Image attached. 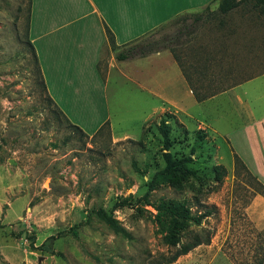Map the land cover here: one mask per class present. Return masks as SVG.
Here are the masks:
<instances>
[{
    "label": "rangeland",
    "instance_id": "obj_1",
    "mask_svg": "<svg viewBox=\"0 0 264 264\" xmlns=\"http://www.w3.org/2000/svg\"><path fill=\"white\" fill-rule=\"evenodd\" d=\"M209 8L201 21L170 22L138 42L173 43L184 68L196 72L200 92L264 74L261 6L244 0L225 14ZM28 14L29 0H0V264H159L160 255L175 250L165 241L172 226L169 200L186 202L192 215L212 210L182 230L183 241L194 230L210 242L170 264H264V223L256 214L260 184L235 163L244 146H232L223 132L238 126L240 106L225 95L215 113L211 103L193 107L200 118L181 111L178 117L174 108L146 117L133 110L139 90L145 91L114 70L107 100L94 86L73 101L54 99L80 131L42 90ZM108 53L106 47L104 74ZM165 115L171 151L191 156L197 175L174 174L150 188L165 166L158 129ZM207 116L223 135L211 126L198 130ZM216 164L227 169L221 182L214 178Z\"/></svg>",
    "mask_w": 264,
    "mask_h": 264
},
{
    "label": "crops",
    "instance_id": "obj_2",
    "mask_svg": "<svg viewBox=\"0 0 264 264\" xmlns=\"http://www.w3.org/2000/svg\"><path fill=\"white\" fill-rule=\"evenodd\" d=\"M219 2L32 0L29 39L35 47L48 93L55 100L73 101L88 93L85 88L94 86L100 96L107 100L106 89L116 70L120 78L130 80L145 91L142 94L139 90V102L133 110L150 118L171 108L175 109L178 117L181 111L186 116L200 118V112L193 113V107L211 103L212 112L215 113L219 100L229 95L227 100L231 105L235 108L240 106V116L236 122L238 126L228 132L223 131L224 136L232 146H244L243 151L239 152L241 155H236L264 184V78H261L264 74L198 101L187 77L189 74V78L195 81L196 72L192 67L185 68L186 75L169 48L124 60L116 57L118 51L178 17L197 14L206 7L218 8ZM107 29L113 35L116 50L112 49ZM106 47H109L110 55L108 71L104 74L101 61ZM121 64L126 66L122 68ZM207 117L209 119L205 118L199 123L198 130L208 132L207 128L211 126L214 133L223 135L217 125L210 124V116ZM236 132H241V135H236ZM256 205L260 206L256 214L264 223V196L256 198Z\"/></svg>",
    "mask_w": 264,
    "mask_h": 264
},
{
    "label": "trees",
    "instance_id": "obj_3",
    "mask_svg": "<svg viewBox=\"0 0 264 264\" xmlns=\"http://www.w3.org/2000/svg\"><path fill=\"white\" fill-rule=\"evenodd\" d=\"M243 1L244 0H220L218 10L219 12L223 14L228 13L232 9L240 6V4ZM255 2L256 4H259L261 6V9L264 11V0H255ZM31 4H32V0H29V14H28V28H27L28 44L31 47L34 57H35V62L37 64L38 73L41 78L42 90H44L47 93L48 99L56 106L58 113H60V115H63L66 118V120H68L74 128L80 131H83L80 126L71 122L68 116L63 112V110L58 106V104L54 101V99L48 93L47 85H46V82H45V79H44V76H43V73H42V70L39 64V59H38L35 47L33 46L32 42L29 39V16H30ZM209 9H210L209 7H206L204 10H209ZM203 11L197 14H186L184 16H180L172 22H177V23L183 22L184 23L188 20L189 17H192L193 22L201 21L204 16ZM107 34H108L110 43L112 45V49L116 50L114 38L109 29H107ZM163 48H169L171 50L175 59L177 60L179 65L184 70V73L187 75V72L185 71V68L181 62V59L179 55L177 54V52L175 51V46L173 45V43L171 44L163 43L162 44L158 41L155 42L154 40H151V41L144 40L142 42H138L137 40L135 44L132 43L131 45L125 47L123 50L118 51L116 54V57L119 60H124L130 57L145 56V55H148L152 52H156ZM188 75H187L188 82L198 101H203L218 92L228 89V88L221 87L217 90L218 92L216 90L211 91V92H200L199 87L193 83V81L191 80V78H189ZM255 76H251L248 79L255 77ZM105 125H109V122L108 121L105 122L96 133L102 130ZM158 129L163 138V150H164L163 158L165 161V166L161 172H159L153 177V179L151 180L149 184V187L150 188L154 187V184L156 183L158 179L167 180L169 179L168 176H171L174 174H179L183 176L184 178H188L190 176H196L197 170L192 168L189 165L192 162L191 156L188 155V156L177 157L171 151V147L173 145L174 140L171 138L172 125L168 121L167 115L161 117L159 121ZM202 136L203 135L198 133V137L202 138ZM191 151L193 153L195 151V148L192 147ZM235 163L238 166L241 165L242 167L246 168L245 164L243 163V161L238 155H235ZM213 172H214L215 180L221 182L223 180V177L227 174V169L223 164H216L213 167ZM259 184H260V193L264 196V184L260 181H259ZM178 185L181 186V184H178ZM167 203L168 204L166 205L165 209L168 212V214L171 216L172 226H171L169 233L165 236V241L169 246L174 247L175 250L169 255L167 254L160 255L159 264L173 263L180 256L187 254L189 251H191L196 246H199L203 243L210 242L209 235L202 237L199 232H196L194 230L190 231V233L192 234H190L189 239L186 241H183L182 240L183 238L182 230L186 229L187 227L186 223L188 221H193L195 224H200L201 221L206 216H209L212 213L211 209L205 212L199 213L197 215H192L190 212L191 211L190 208L186 205V202L169 200ZM109 219L112 221V223L115 222V220L111 216H109Z\"/></svg>",
    "mask_w": 264,
    "mask_h": 264
}]
</instances>
